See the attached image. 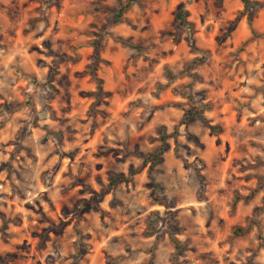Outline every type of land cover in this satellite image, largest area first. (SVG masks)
Masks as SVG:
<instances>
[{"label": "rangeland", "instance_id": "374dc122", "mask_svg": "<svg viewBox=\"0 0 264 264\" xmlns=\"http://www.w3.org/2000/svg\"><path fill=\"white\" fill-rule=\"evenodd\" d=\"M118 1L0 0V264H264V0Z\"/></svg>", "mask_w": 264, "mask_h": 264}, {"label": "trees", "instance_id": "16d2710c", "mask_svg": "<svg viewBox=\"0 0 264 264\" xmlns=\"http://www.w3.org/2000/svg\"><path fill=\"white\" fill-rule=\"evenodd\" d=\"M137 2V0H126L125 2H120L118 1V8H117V12L116 14L113 16L112 18V22H111V25H116V24H119L121 22V18L123 16V14L133 5ZM242 4H243V9L244 11H247L248 12V15L246 17V22H247V25L249 27V30H250V34L252 36V38H257V35L255 33V31L252 29V26H251V18H252V12L253 10L256 8V6H258L257 4L253 3V2H250L249 0H241ZM188 17V14L186 12H180L176 15V18H175V23L179 26V27H187L189 28V23H187L186 19ZM96 46V49L99 48L100 46V41L96 42L95 44ZM131 48H134L131 46ZM94 60L97 61L98 60V57H97V52H95V55H94ZM193 65L195 63H192ZM182 74H185V73H182ZM166 77L169 79V80H172L174 79V76L169 72L167 71L166 72ZM195 77V76H194ZM193 77V78H194ZM204 108L208 109L209 107L206 105ZM191 117H193V114L191 115H188L186 118L187 119H190ZM161 150L156 154L154 155L152 158H153V161H152V164H155V163H159L160 162V155H161ZM135 172L133 170H130L129 174L130 176L133 175ZM130 181V177H124V176H114V177H111L110 178V182H109V186L110 187H116L118 184L120 183H128ZM255 194V191H252L245 199L244 201H249ZM99 197H94V200H97ZM237 200V199H236ZM85 203H82V205H84ZM100 219L102 220L103 219V216L100 215ZM238 234H240L242 231L241 230H237L236 231ZM144 235L146 237H150L151 236V232H146L144 233ZM170 242L172 243L173 247H174V250L175 252H182L183 251V247H181L178 242L171 238L170 239Z\"/></svg>", "mask_w": 264, "mask_h": 264}]
</instances>
